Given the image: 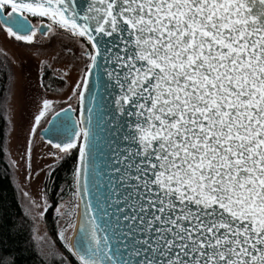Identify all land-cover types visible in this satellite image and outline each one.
I'll use <instances>...</instances> for the list:
<instances>
[{"label": "snow or ice", "instance_id": "1", "mask_svg": "<svg viewBox=\"0 0 264 264\" xmlns=\"http://www.w3.org/2000/svg\"><path fill=\"white\" fill-rule=\"evenodd\" d=\"M0 30L86 60L45 129L96 200L60 233L78 264H264V0H0Z\"/></svg>", "mask_w": 264, "mask_h": 264}, {"label": "rangeland", "instance_id": "2", "mask_svg": "<svg viewBox=\"0 0 264 264\" xmlns=\"http://www.w3.org/2000/svg\"><path fill=\"white\" fill-rule=\"evenodd\" d=\"M0 63L10 72L9 89L3 104L8 124L5 154L18 188L19 203L32 223V238L38 254L47 262H68L67 248L60 240V233L69 223L77 225L79 203L74 173L54 197L55 205L50 216L54 235L47 226L45 215L52 206V172L66 157L74 152L78 154V151L73 149L67 155L60 153L42 141L39 133L56 111L65 107L78 110L79 100L73 91L83 74L86 60L79 44L66 34L41 36L38 32L35 42L28 45L0 30ZM44 69L62 79L64 86L59 92L43 90L40 77ZM45 99L53 102L52 108L32 134L34 117ZM74 231L71 230L70 237ZM53 251L59 254L53 255Z\"/></svg>", "mask_w": 264, "mask_h": 264}, {"label": "trees", "instance_id": "3", "mask_svg": "<svg viewBox=\"0 0 264 264\" xmlns=\"http://www.w3.org/2000/svg\"><path fill=\"white\" fill-rule=\"evenodd\" d=\"M40 83L46 92H59L64 83L44 69ZM10 84V72L0 63V264H78L77 259L65 249L68 262H47L37 252L32 238V223L24 215L19 203L18 188L16 187L12 171L7 162L5 148L8 131L7 120L4 116V100ZM78 154L74 152L66 157L52 172L53 191L50 196L52 206L46 212L47 226L54 235L53 223L50 216L55 205V196L60 188L71 178L77 165Z\"/></svg>", "mask_w": 264, "mask_h": 264}, {"label": "water", "instance_id": "4", "mask_svg": "<svg viewBox=\"0 0 264 264\" xmlns=\"http://www.w3.org/2000/svg\"><path fill=\"white\" fill-rule=\"evenodd\" d=\"M78 2L81 3V4H84V3H85V0H78ZM43 23H46V22H43ZM39 26H40V25H39ZM96 83H97L96 75H95V73H93V75H92V77H91V79H90V87H91V89H92L91 95H94V96H97V97H99V96H104L105 99H109V97H107V95L105 94V90H104L103 87H101V88L99 89V91L97 92ZM85 95L88 96L89 93H85ZM113 107H114V105H113ZM65 108H70V109H72L71 107H65ZM65 108H64V109H65ZM79 109H80V103H79V108H78L77 111H75V110L72 109V110H73V111H72L73 119H77V120L79 119ZM62 110H63V109H62ZM62 110H60V111H62ZM50 119H51V118H50ZM50 119H49V120H50ZM49 127H50V125H49V123H47L46 127H45L43 130L40 131L39 136L41 137L42 141H44V142H46V143L52 145L51 143H49V139H50L49 134L45 131V129H47V128H49ZM98 131L100 132V135H101L102 137L107 135L106 132L103 131L102 128H101V129H98ZM52 139H53L55 142H58V141L55 140V138H52ZM78 160H79V153H78V157H77V163H78ZM98 163H99V161H98ZM103 179H104L105 181L107 180L106 177H104ZM76 192H77L78 203H79V213H78L77 225H76V228H75V231H74V234H73L72 242H74L75 239H76V234H77V231H78V229H79L80 222H81V218H82V215H83L84 210H85V203H91V204L93 205V207H95V205H96V200L93 199V196H92V195L81 197L80 192L77 190V185H76ZM102 198H103V197L101 196V199H102ZM89 215H92V213L90 212ZM74 257H75V256H74ZM75 258H76V257H75Z\"/></svg>", "mask_w": 264, "mask_h": 264}, {"label": "flooded vegetation", "instance_id": "5", "mask_svg": "<svg viewBox=\"0 0 264 264\" xmlns=\"http://www.w3.org/2000/svg\"><path fill=\"white\" fill-rule=\"evenodd\" d=\"M29 19H30V20L32 21V23H33L35 26H37V27H39V25H40L41 23H43V22H46V23H47L46 20H42L41 18L29 17Z\"/></svg>", "mask_w": 264, "mask_h": 264}, {"label": "bare ground", "instance_id": "6", "mask_svg": "<svg viewBox=\"0 0 264 264\" xmlns=\"http://www.w3.org/2000/svg\"><path fill=\"white\" fill-rule=\"evenodd\" d=\"M74 234V233H73ZM73 234L71 235V239L69 240V243H72V239H73Z\"/></svg>", "mask_w": 264, "mask_h": 264}]
</instances>
